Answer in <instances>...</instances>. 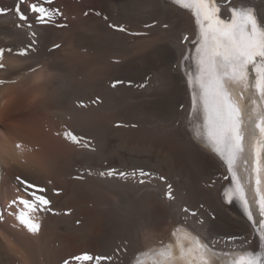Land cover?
<instances>
[{
    "label": "bare ground",
    "instance_id": "bare-ground-1",
    "mask_svg": "<svg viewBox=\"0 0 264 264\" xmlns=\"http://www.w3.org/2000/svg\"><path fill=\"white\" fill-rule=\"evenodd\" d=\"M16 2L0 0V8ZM216 3L227 19L230 7L253 5L264 23V0ZM181 5L52 0L63 15L42 24L28 12L31 28L17 27L12 11L0 14V264H132L164 243L179 258L177 241L187 250L174 264H202L195 240L210 264L249 252L264 260L241 202H225L227 167L191 113L187 73L195 74L200 28ZM32 184L52 201L51 211L31 214L35 233L17 219L23 206L11 203L30 198ZM85 253L111 259H75Z\"/></svg>",
    "mask_w": 264,
    "mask_h": 264
},
{
    "label": "snow or ice",
    "instance_id": "snow-or-ice-1",
    "mask_svg": "<svg viewBox=\"0 0 264 264\" xmlns=\"http://www.w3.org/2000/svg\"><path fill=\"white\" fill-rule=\"evenodd\" d=\"M175 2L194 9L200 28L199 40L193 41L195 55L191 58L195 61V74L191 71L187 73L188 83L194 89L192 109L195 112L198 103L202 107L204 139L226 165L229 175L224 179H230L235 185L234 189L226 190L227 200L231 202L238 199L241 202L253 232L258 234L264 244V23L258 21L252 8H232L230 20L225 21L221 18V8L216 0ZM51 4L52 0H17L11 10L0 8V14L12 11L20 21L17 27L27 24L31 28L28 12L34 15L36 23L42 24L56 15H63ZM110 27L126 30L122 25L112 24ZM32 35L35 36V33ZM3 54L4 49L0 48V57ZM20 54L26 55L27 49H22ZM184 59L188 61L190 58L186 56ZM3 67L0 63V68ZM117 83L120 81H115L113 86ZM196 134L201 135L199 129ZM65 135L73 142H79L74 133L66 132ZM241 163L245 165L244 177L238 172ZM29 189H32L30 198L20 197L11 203L23 206L24 210L19 212L17 219L35 233L40 225L31 218V214L51 211L52 201L46 195V188L32 184L25 188V192L28 193ZM249 191L252 193L251 198ZM177 243L180 246L179 258L173 255L171 245L151 255H144L152 264H174L177 259L186 256L183 245L179 241ZM205 248L206 245L196 240L195 250L199 253V261L210 264L211 258L206 257ZM191 251L193 249H188V252ZM261 255L249 252L238 259L233 258L231 264H264ZM75 259L110 260L111 257H93L85 253ZM134 264H145V260L137 259Z\"/></svg>",
    "mask_w": 264,
    "mask_h": 264
},
{
    "label": "rangeland",
    "instance_id": "rangeland-1",
    "mask_svg": "<svg viewBox=\"0 0 264 264\" xmlns=\"http://www.w3.org/2000/svg\"><path fill=\"white\" fill-rule=\"evenodd\" d=\"M249 2H250V1H249ZM250 3H252V4L257 8V10L259 11V6H258V4H257L256 2H250ZM253 5H249V6L251 7V6H253ZM188 54H189V51H187V52L185 53L184 58H185L186 56L188 57ZM184 58H183V61H182L183 64H185V59H184ZM159 61H160V63H164V62H165V56L160 57V58H159ZM147 65H148L149 67L160 66L158 62H154V63H152L151 61H148V62H147ZM181 68H183L184 72L186 71V69L184 68V65H181ZM190 70L193 71V69H190ZM190 97H191V92H190ZM193 112H194V111L191 109V113H193ZM197 115H198L197 119L200 120V121H203V110H202V107H201L200 105H199V107H198V109H197Z\"/></svg>",
    "mask_w": 264,
    "mask_h": 264
}]
</instances>
